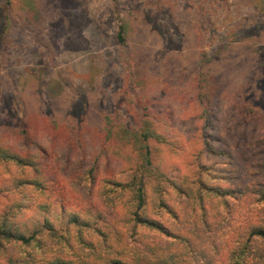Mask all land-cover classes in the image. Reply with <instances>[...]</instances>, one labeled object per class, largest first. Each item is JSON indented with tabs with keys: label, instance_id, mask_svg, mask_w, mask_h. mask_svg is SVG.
<instances>
[{
	"label": "rangeland",
	"instance_id": "obj_1",
	"mask_svg": "<svg viewBox=\"0 0 264 264\" xmlns=\"http://www.w3.org/2000/svg\"><path fill=\"white\" fill-rule=\"evenodd\" d=\"M4 126L0 223L48 227L0 264H264V0H0ZM44 164L75 175L80 213Z\"/></svg>",
	"mask_w": 264,
	"mask_h": 264
},
{
	"label": "trees",
	"instance_id": "obj_2",
	"mask_svg": "<svg viewBox=\"0 0 264 264\" xmlns=\"http://www.w3.org/2000/svg\"><path fill=\"white\" fill-rule=\"evenodd\" d=\"M118 39L120 42H122L123 38L118 35ZM219 64L215 61H205L200 65L199 69V102L204 105V103L207 101L208 94L213 86L212 81L210 80L211 74H218L220 73V68L218 69ZM250 109V107H249ZM50 121H53V125H57L58 123H61L59 120H55L54 117L48 116ZM63 124L66 127L67 134L70 137L71 140L76 139L80 136L82 132V124L80 120H78L76 117L71 116V115H66L62 119ZM0 130L6 133H17L19 134L21 129L19 128H11V127H0ZM150 155V148L148 145H145V151H144V159L147 162V166L150 165V161L148 159ZM43 166L45 169H43ZM41 168L38 170V173L43 175L44 177H47L50 174H53L52 178L46 179L43 181V189L46 192V194H51V198L54 199L55 201H58L60 203H67L70 207H73L75 205V208H79L80 210H75L80 213L82 208L77 204L78 203V197H80L82 194L81 192L76 191L73 189L74 187V177L75 175L70 176V172L68 173H63L61 169L55 168L54 166L50 165L49 167L47 165H43ZM46 167H48L46 169ZM144 182L142 179H140V184L142 185V182ZM38 184V182H37ZM139 185L137 187V191L135 192V203L137 206H143L144 202V194H143V189L142 186ZM46 187V188H45ZM60 187V190L58 188ZM49 192V193H47ZM68 208V207H66ZM71 209V208H69ZM74 210V209H71ZM96 212V210H94ZM136 218L138 217V213L135 212ZM138 222L147 224L148 227H153L156 228L157 224L155 222L143 220L141 218H138ZM204 225H207L206 222H204ZM48 227V224L46 221L40 226V223L33 222L32 225V233L29 236H26L24 233L18 231L17 229L14 228V226L11 223H8L6 220H3L0 223V242H5L8 244L14 245L16 249H19V252L23 253V248L28 247L30 249H36L37 245V235L41 230L46 229ZM196 231L199 233L201 232V229L197 227ZM204 232V231H203ZM253 235L264 238V230L263 229H258L253 231ZM226 247H218L217 250L222 249L223 252ZM197 253H192L190 254L189 258H186V263H191L195 262V264H206L205 262H200L197 255ZM171 256L167 258V262ZM184 257H181L178 261H183ZM7 264H26L25 262L17 261V262H9ZM110 264H122L120 261H112ZM239 264V263H237ZM244 264V263H242Z\"/></svg>",
	"mask_w": 264,
	"mask_h": 264
}]
</instances>
